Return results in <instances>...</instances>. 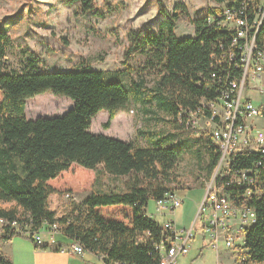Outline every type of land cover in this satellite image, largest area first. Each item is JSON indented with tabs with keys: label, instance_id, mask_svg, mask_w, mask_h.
<instances>
[{
	"label": "trees",
	"instance_id": "16d2710c",
	"mask_svg": "<svg viewBox=\"0 0 264 264\" xmlns=\"http://www.w3.org/2000/svg\"><path fill=\"white\" fill-rule=\"evenodd\" d=\"M63 1L76 5L77 16L95 13L105 18L117 10L112 0H102L105 11L101 13L97 0ZM215 1L219 5L226 0ZM156 6L163 17L161 28L145 34L142 30L128 31L122 71L93 70L85 59L81 60L79 70L40 72L30 65L21 72L11 71L6 69V58L12 38L8 31L0 29V219L5 221L2 226L27 221L46 228L57 223L63 236L101 256L103 264H154L158 260L151 242L144 245L138 240L146 231L152 239H161V226L148 214L147 206L176 190L177 186L172 184L177 180L175 171L183 151L160 146L158 142L140 145L136 140L94 134L90 130L93 118L107 111L103 128H111L119 111L131 99L125 85L113 79L124 81V77L135 72L141 76L140 84L134 81L131 88L136 98L144 93L141 88L144 78L154 77L149 105L169 112L181 134L190 131L182 127L187 126L189 114L180 126L179 108L198 109L202 97L214 96V87L227 84L241 72L232 64L225 68L212 64L220 61L219 48H225L230 39L225 28L208 22L215 20L217 7L191 20L194 36L178 38L174 32L177 23L190 16L186 5L177 2L170 11L164 0H156ZM256 16L257 11H252L251 19ZM255 44L264 51V20ZM137 53L144 54L145 61L135 68L130 60ZM210 74H215V79H208L209 84L204 85L202 78ZM129 80L132 84V78ZM46 92L68 97L74 106L61 116L27 118V100ZM260 108L264 111V106ZM153 134L154 131H149L147 137ZM196 140L207 149L208 159H198L210 177L219 161L217 144L208 132ZM258 162V189L246 197L244 189H228L236 206L244 204L257 215L255 222L245 229L244 261L238 264H264V153L249 146L232 154L229 171L250 168ZM73 165L93 171L94 183H99L103 175L123 179V188L90 193L83 201H74L60 215L51 206L52 197L73 191H61L52 182ZM223 179L219 178L218 184ZM12 236L6 228L0 233V241ZM0 264L13 263L0 254Z\"/></svg>",
	"mask_w": 264,
	"mask_h": 264
},
{
	"label": "rangeland",
	"instance_id": "374dc122",
	"mask_svg": "<svg viewBox=\"0 0 264 264\" xmlns=\"http://www.w3.org/2000/svg\"><path fill=\"white\" fill-rule=\"evenodd\" d=\"M97 1L100 13L104 12L103 1ZM164 2L170 11H173V6L177 2H183L190 14L177 23L175 34L178 38L195 35L191 20L204 16L216 4L215 0H164ZM113 3L117 7L116 12L102 18L95 13L77 16L74 14L75 5L66 4L62 0H0V29L8 31L12 38L6 58V69L21 72L32 65L40 72L79 70L82 67L81 60L85 59L93 70L122 71L121 60L128 44V31L137 29L142 30L144 34L149 30L158 31L163 17L157 12L156 0H113ZM144 61L145 55L137 53L130 63L136 68L142 66ZM133 73L134 75L124 77V81L113 79L121 81L130 91L129 105L121 110L110 129L103 128L108 119V112H99L93 118L90 130L94 134H104L123 141L136 140L140 145L158 142L160 146L181 149L183 153L175 171L177 180L172 185L177 186L174 192L183 196L181 198L184 202L173 217L177 219L178 229H189L199 218L198 213L203 200L199 206L196 203L197 200L200 202L201 197L204 199L206 185L211 180V176L208 177L206 169L198 159H208L207 149L201 141L196 140L200 136L191 131L178 133L173 116L169 112L159 110L158 106L153 108L154 105H149L148 96L150 89L155 85L154 77L144 78L141 84L144 93H141V96L145 95L143 100L145 105L139 103V98H136V93L131 88L135 82L140 84L141 76ZM129 78H132V84ZM251 94L256 106H264L263 96L257 92ZM1 97L0 92V100ZM73 106L74 102L70 98L46 92L28 99L25 113L29 119L56 117L67 113ZM144 107L150 109L145 115ZM146 115L152 118L147 119ZM255 122L264 126V118ZM149 131H154V134L147 137ZM94 180L93 171L73 165L52 183L61 191L72 190L78 202L83 201L90 193L121 191L123 188V179L116 180L103 175L99 183H94ZM71 199L65 198L62 193L56 194L51 199V206L63 215L74 202ZM155 203L156 201L152 200L148 204V209L153 210L152 212L156 209ZM208 214L209 211L205 210L204 215ZM156 219L163 223L165 217L157 216ZM200 225L201 222L197 219L198 229ZM203 238L207 237H204L202 230L199 229L190 254L186 256L188 263L184 264L215 262L216 249L206 247L203 254H200ZM230 252L234 261L232 257L230 259L222 252L220 254L223 262L226 259L227 264H235L236 253L232 250ZM182 259L183 257L179 258L178 264H183Z\"/></svg>",
	"mask_w": 264,
	"mask_h": 264
},
{
	"label": "built area",
	"instance_id": "2783aa9c",
	"mask_svg": "<svg viewBox=\"0 0 264 264\" xmlns=\"http://www.w3.org/2000/svg\"><path fill=\"white\" fill-rule=\"evenodd\" d=\"M217 9L215 20L208 22L225 28L230 39L225 48H219L220 61H213L212 64L224 68L232 64L241 74L223 86L214 87V96L202 97L198 109L179 108L177 121L182 126V114H189L190 125L182 127L197 136L208 132L217 144L219 161L207 183L199 210L204 218L203 230L214 249L218 251L220 244L224 243L237 254L239 261H244L245 229L257 215L253 208L244 204L236 206L228 189H244L243 197L251 195L253 189H258L260 163H253L250 168L240 170L229 169L232 154L236 151L252 146L254 150L264 153V126L255 122L264 118V111L254 104L251 94L257 92L264 97V51H259L254 42V29L260 19H251L252 11H262L264 17V8H259L258 0H226L217 5ZM208 79H215V74L202 78L204 85L209 84ZM200 83L197 82L198 85ZM211 112H221V120H212ZM219 178H224L221 184H218ZM65 195H69V198L74 196L69 192ZM182 202L174 193L158 199L154 214L169 216L161 225V239H152L151 233L146 231L138 240L144 245L151 242L150 245L157 253L158 260L155 263L178 264L179 257L188 255L190 251L196 229L194 225L189 229H178L173 217ZM205 210L209 211L207 216L204 215ZM6 228L13 235L32 237L40 247L42 240H50V247L55 246L57 237L62 234L54 223L50 224V231L46 232H39V227L27 221L18 222V227L0 225V233ZM61 249H69L80 257L92 254L88 249L74 248L69 244Z\"/></svg>",
	"mask_w": 264,
	"mask_h": 264
},
{
	"label": "crops",
	"instance_id": "0c3cea01",
	"mask_svg": "<svg viewBox=\"0 0 264 264\" xmlns=\"http://www.w3.org/2000/svg\"><path fill=\"white\" fill-rule=\"evenodd\" d=\"M215 3L216 4H214L212 6V8L217 6L216 1H215ZM75 6H74V8H75ZM174 32H175V30H174ZM192 36H194V35H192ZM138 96H140V95H138ZM138 100H139V103L141 102V104L145 105V103H143L144 102L143 100H145V95L140 97ZM148 110H150V109H147L146 107H144L143 108V114L145 115V113H147ZM120 112L121 111H119V113ZM119 113H118V115H120ZM118 115H117V117H118ZM146 118L149 119V118H152V116L149 117V115H146ZM114 120H113V122H114ZM176 194L178 196L180 195L178 192ZM188 195H190V193H188ZM180 197H183V196L180 195ZM202 200H203V197H201V200L199 203L197 200L196 204L199 206ZM152 211L153 210L148 209V206H147V212L150 216L152 215L151 217L153 219H155V217H157V216H163V217H165V220H166L169 217L168 215H155L154 214L155 211L154 212H152ZM174 219H175V217H174ZM165 220L163 221V223L165 222ZM176 220L177 219H175V223H176ZM156 221L159 224H163V223H160L157 219H156ZM231 222H235V221L231 220ZM176 225H177V223H176ZM206 239L203 238V240H202V244H201L202 248H200V250H201L200 254H203L202 252L206 247H211L209 245V240L208 239L206 240ZM58 242H59L58 243L59 246H62V245L65 246L68 244L71 245L74 243L69 238H67L63 235L58 236ZM243 244H244V240H243ZM57 249H58L57 246L55 248H53V247H45V248L44 247H38L37 244L31 238H29L27 236H23V235H14L9 240L0 241V254L7 257L9 260H11V262L13 264H103V262H102L103 259L99 255H97L96 253L91 252L93 255L92 254H86L84 257H80V256L74 254L69 249L68 250H59V249L57 250ZM222 252L224 255H227L230 259L232 257V259L234 261V257L231 255L230 250L225 247L224 243H221L219 253H222ZM96 256L100 259V261H98L99 259ZM182 262H183V264L188 263L187 257H183ZM213 264H227V262H226V259L223 262V258L221 256V254H218L216 251V260Z\"/></svg>",
	"mask_w": 264,
	"mask_h": 264
},
{
	"label": "bare ground",
	"instance_id": "6f19581e",
	"mask_svg": "<svg viewBox=\"0 0 264 264\" xmlns=\"http://www.w3.org/2000/svg\"><path fill=\"white\" fill-rule=\"evenodd\" d=\"M259 8H264V0H260V3H259ZM217 7V6H216ZM260 19V20H259ZM255 20H259V21H257V28L256 29H254V42H255V40H256V36H257V33H258V30H259V27H260V25L262 24V22H263V20H264V17H262V11H257V16H256V18H255ZM255 46H256V44H255ZM259 51H262V50H259ZM185 116H187V114H182V123H183V118H185ZM212 120H221V112H213V116H212V118H211ZM186 125L187 126H189L190 125V117L188 116V118H187V121H186ZM216 168V167H215ZM215 170V169H214ZM213 173H214V171H213ZM213 175V174H212ZM211 178H212V176H211ZM206 189H207V185H206ZM176 196H178L175 192H173ZM65 198H69V195H65L64 196ZM178 197H180V196H178ZM181 198V197H180ZM182 200H183V202H184V199L183 198H181ZM72 201H77V199L75 198V196H73L72 197V199H71ZM157 201V200H156ZM183 202H182V204H183ZM155 205H156V203H155ZM182 206V205H181ZM180 206V207H181ZM179 207V208H180ZM178 209V208H177ZM176 209V210H177ZM175 210V211H176ZM200 210V209H199ZM198 216H199V218H197V219H199V221L201 222V225H200V228L199 229H201L202 230V232H203V235H204V237H207L206 236V234L204 233V230H203V220H204V218H203V214L202 213H200V211H199V213H198ZM169 218V217H168ZM167 218V219H168ZM197 219L195 220V222L193 223V225H194V227H195V229H196V232L199 230L198 228H197ZM255 220H256V218H252V222H249V224H248V226H250V225H252L254 222H255ZM166 221V220H165ZM5 223V221H4V219H0V225L2 226L3 224ZM176 224V223H175ZM54 225H56V228H58V230H59V226H58V224L57 223H54ZM162 224H160V226H161ZM177 226V225H176ZM12 227H18V223L17 222H13L12 223ZM178 228V227H177ZM46 231H50V224H48V226L46 227V228H39V232H46ZM61 235H63V234H61ZM196 237V236H195ZM195 239V238H194ZM193 239V240H194ZM207 239H208V237H207ZM34 240V239H33ZM57 240H58V237H57ZM209 240V239H208ZM35 242V241H34ZM74 243L73 244H71L70 246H73L74 248H79V249H84L83 248V246L81 245V244H79L78 242H75V241H73ZM36 243V242H35ZM58 243L59 242H57V244L55 245V246H57L58 247V249L59 250H62L61 249V247L63 246H59L58 245ZM192 243H193V241H192ZM192 243H191V247H192ZM42 245H46V246H48V247H50V240H42ZM209 245H210V242H209ZM225 245V244H224ZM211 246V245H210ZM51 247H53V246H51ZM212 247V246H211ZM220 247H221V244H220ZM220 247H219V250L217 251V253L218 254H220L219 253V251H220ZM226 247V246H225ZM45 248V247H44ZM213 248V247H212ZM227 248V247H226ZM228 249V248H227ZM68 250V249H67ZM230 250V249H229ZM190 251H191V248H190ZM190 251H189V253H188V255L190 254ZM188 255H186V256H188ZM186 256H180V257H186ZM101 257V256H100ZM179 257V258H180ZM102 258V257H101ZM239 257H237V254H236V259H235V261H236V263L238 264L239 263V259H238ZM179 260V259H178ZM154 264H159V263H154Z\"/></svg>",
	"mask_w": 264,
	"mask_h": 264
}]
</instances>
